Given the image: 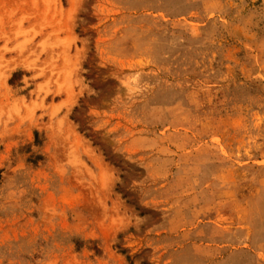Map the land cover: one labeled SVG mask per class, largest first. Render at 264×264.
I'll return each mask as SVG.
<instances>
[{
	"label": "rangeland",
	"instance_id": "obj_1",
	"mask_svg": "<svg viewBox=\"0 0 264 264\" xmlns=\"http://www.w3.org/2000/svg\"><path fill=\"white\" fill-rule=\"evenodd\" d=\"M0 264H264V0H0Z\"/></svg>",
	"mask_w": 264,
	"mask_h": 264
}]
</instances>
